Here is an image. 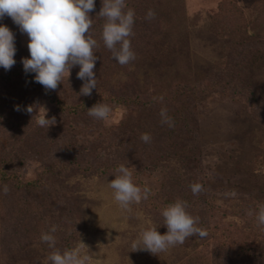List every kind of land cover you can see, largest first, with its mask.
<instances>
[{"label":"rangeland","instance_id":"obj_1","mask_svg":"<svg viewBox=\"0 0 264 264\" xmlns=\"http://www.w3.org/2000/svg\"><path fill=\"white\" fill-rule=\"evenodd\" d=\"M155 6L161 18L146 51L126 66L113 60L103 67L111 90L157 95L154 105L103 96L99 103L112 109L107 119L68 116L51 93L21 80L0 82V94L8 99L3 109L8 120L0 122V159L7 162L2 164L9 172L16 166L23 182L43 167L51 171L37 191L0 182V264H51L48 256L62 252L66 241L68 249L87 252L90 264H221L215 253L222 242L232 250L238 243L264 248V225L256 220L264 205V0H161ZM0 24L15 35V59L29 50V37L9 16ZM245 44L263 48L246 54L250 62L242 66ZM221 77L228 88L195 89L172 100L165 96L178 82L193 87ZM72 78L77 80L70 70L58 85L59 101L70 102L79 88ZM43 107L46 118L57 121L48 129L37 124ZM161 109L174 127L161 122ZM144 133L151 136L149 143L141 139ZM59 163L68 166L57 171ZM121 164L130 167L138 186L151 189L152 202L133 203L130 212L117 204L108 185ZM193 183L203 185L200 194L186 191ZM177 198L188 202V211L205 228L233 222L237 233L227 231L226 239L188 238L158 254L131 251L145 228L158 225L159 233L167 232L153 203ZM70 218L78 229L68 240ZM54 223L56 245L50 248L41 234Z\"/></svg>","mask_w":264,"mask_h":264},{"label":"clouds","instance_id":"obj_2","mask_svg":"<svg viewBox=\"0 0 264 264\" xmlns=\"http://www.w3.org/2000/svg\"><path fill=\"white\" fill-rule=\"evenodd\" d=\"M95 8V0H0V20L6 15L19 26L22 33L29 37V58H23L25 73H35V82L41 84L45 91H54L69 77L70 70L79 65L77 78L85 81L80 95L90 96L97 89V77L94 73L99 48L97 39L91 29L94 19L89 15ZM155 12L149 10L145 19L155 18ZM99 16L104 19L101 39L104 46L110 50L112 57L121 65L126 66L136 59L131 44L135 35V11L126 6V0H102ZM15 35L4 24H0V67L10 70L16 63ZM162 99V98H161ZM37 119L40 127L48 129L57 123L55 116L46 118L47 109ZM88 115L97 120L107 119L112 111L109 105L97 103L88 108ZM19 111L20 109L17 108ZM26 111L32 113V106ZM161 122L174 127V121L167 115L166 109H161ZM145 143L151 141L147 133L141 135ZM113 190L114 200L126 211H131L133 203L147 200L151 195L148 186H138L133 179V171L124 164L115 170V179L108 185ZM193 195L203 191L201 183L190 185ZM7 194V185L3 188ZM187 201L177 198L162 209L164 225L167 232L157 231L158 225H151L141 231L139 237L131 244V251H148L152 254L166 252L176 245H182L193 236L204 238L207 231L198 226L199 217L189 211ZM251 211L248 215H252ZM257 225H264V205L256 214ZM57 227L53 225L46 233L41 234V241L55 248L56 237L53 235ZM83 245H85L83 243ZM92 257L83 252L81 247L53 251L48 260L51 264H90Z\"/></svg>","mask_w":264,"mask_h":264},{"label":"trees","instance_id":"obj_3","mask_svg":"<svg viewBox=\"0 0 264 264\" xmlns=\"http://www.w3.org/2000/svg\"><path fill=\"white\" fill-rule=\"evenodd\" d=\"M161 0H126V6L129 8L134 9L135 11V23L133 31L135 35L131 37V44L134 52L136 55L143 54L146 51V47H149V42L152 35L156 34V30L154 28L159 27V25H156L155 22H159L161 15H159L157 12V4H159ZM154 5V6H153ZM102 7V0H95V8L92 12L89 13V15L94 19L93 28L91 29L92 34L95 39H97L99 43V48L96 50L95 53L98 59L95 63L94 73L97 77V89L92 90V94L90 96H84L80 95V90L82 88V85L85 81L77 78H72L75 83H73L74 86H79L77 89L74 88L73 90V96L70 102H63L59 101V95L56 94V90L54 91H48L46 92L44 87L35 82L34 76L35 73H25L23 68L22 59L23 58H29L30 52L22 51L20 54H18V58L15 59L16 63L10 70H5L3 67H0V82L5 83H14L17 80L24 81L26 84L32 85L34 88H39L44 93H51V99L53 101H57L60 107H63V110L65 111L66 115L70 116H76V115H82L86 116L88 115V108H91L93 105L99 103L101 99H103L105 96L108 99H112L114 101H120L122 103H128V104H134V105H143L144 108L149 107L151 105H154L158 102V96L152 95V96H144L143 94H123L121 92H117L110 89V86L106 83L107 77L104 75V68L107 67L113 60H115L112 57V54L110 50H108L101 39V32H102V26L104 24V19H102L99 16V11ZM153 10L155 12V18L151 20L145 19V16L149 10ZM156 25V26H155ZM155 26V27H154ZM248 44H245V48H242V54L240 56L241 63L240 65L243 66V64L246 66L249 64V60H246V54L251 53L253 55L255 52L258 51L260 46H256L253 44V46H247ZM252 48H255L252 50ZM71 71H73L74 76H77V72L79 71V65L74 66ZM228 79H224L223 77L219 78L215 84L212 80H207L204 84H200L198 86H189L186 83H179L173 87V89L166 93L165 96L168 97V99H176V98H182L184 95H189L191 91H195V89L199 90L200 92H205L207 90H212L214 87H219L221 89L228 88ZM69 83V82H68ZM237 89H240V87H237ZM243 91V90H242ZM241 91V92H242ZM244 92V91H243ZM7 96L6 93L0 94V122H3L8 120L7 114L4 112V108L8 103V99L5 97ZM6 104V105H5ZM5 105V106H4ZM0 156L3 157L1 154ZM11 159V157H9ZM6 162L5 156L3 158V161L0 159V162ZM7 163V162H6ZM22 164H20L19 167H21ZM56 167L57 171H60L61 169H65L68 164H62V166L57 165ZM60 166V167H59ZM48 167V166H47ZM43 167V170L40 171V173H36L35 177L32 179L23 182L21 181L17 174L14 172L17 167L10 172L6 168L5 165H0V182L7 184L11 182L15 189L21 190L24 188L25 192H32L40 190L42 186L45 185V182L49 180L51 171L49 168ZM53 169H55V166H53ZM80 169V168H79ZM56 171V170H55ZM104 170H99V172H103ZM46 179V180H45ZM191 191V190H186ZM188 193V192H187ZM182 195H185L182 194ZM181 195V196H182ZM46 200L50 201L51 203L54 201L53 197L45 198ZM154 198H149V201H153ZM157 201V199H155ZM154 200V201H155ZM154 206L159 208L161 211L164 207H166L168 204H170L167 200H163V202H155L153 203ZM48 207V206H47ZM68 210V208H67ZM71 211V209H70ZM71 218L75 219V216L72 215L71 212ZM60 216H57L55 219L58 220ZM65 217H68L67 215ZM66 219L69 223V230L66 231L65 234H68L66 237L69 240L72 236L77 235V229L78 226L72 225V220ZM52 219L57 222L53 217ZM164 222V218H163ZM221 222L220 224H222ZM54 223L53 225H55ZM225 228H220L218 226H211V228H205L203 224L199 222L198 226L205 229L209 235L217 236V238H223L226 239L227 237H230V234L227 233L229 231L230 233L236 234L237 232L234 231V223L233 222H226L224 223ZM226 227L229 228V230H226ZM224 229V230H223ZM226 230V231H225ZM198 236H193L190 238H194ZM208 237V235L206 236ZM189 238V239H190ZM239 245L234 247L233 250L230 248L231 246L227 244L226 242H222V244L218 245V248L215 253L216 258L221 261V264H264V248L259 246H252L251 244L247 245L246 243H238ZM63 251L65 249H68L67 241L64 243V247H62ZM229 250H232L229 251ZM62 251V252H63Z\"/></svg>","mask_w":264,"mask_h":264}]
</instances>
